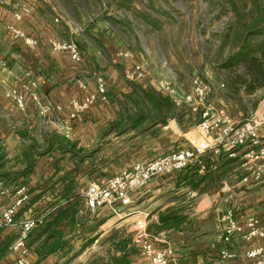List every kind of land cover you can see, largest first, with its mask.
I'll return each mask as SVG.
<instances>
[{"label":"crops","instance_id":"1","mask_svg":"<svg viewBox=\"0 0 264 264\" xmlns=\"http://www.w3.org/2000/svg\"><path fill=\"white\" fill-rule=\"evenodd\" d=\"M60 10L55 0H0V175L8 174L9 183H25L30 192L29 202L18 211L17 217L25 218L65 204L63 190L70 180L74 181L72 191L80 196L78 218L82 222L64 230L66 246L41 262L83 264L74 262L82 260L78 252L84 254L86 249L94 254L100 249L97 241L105 237L101 241L105 245L122 241L110 256L124 257L125 264H150L133 239L134 222L138 218L145 219L147 231L154 237L153 249L169 244L181 264H209L216 259L221 248L216 241L221 229L220 215L227 209L234 210L243 231L249 216L259 218L264 227V178L257 182L243 179L244 148L238 149L232 158L207 154V169L202 175L189 167L153 178L130 196L129 205L118 206L114 214L107 208L99 209L96 214L87 212L83 195L89 184L103 183L137 161L185 148L187 139L196 134L197 117L173 104L174 110L164 120L136 121L138 115L130 114L127 104L118 98L120 93L126 94V86L122 87L110 63L106 69L109 76L101 78L95 63L89 64L84 55L75 63L66 53L51 50L48 38L65 40L73 34L67 23H56L58 18L62 20ZM15 12L20 13L18 21L13 19ZM8 23H15L26 34L38 37V45L30 49L14 39L6 30ZM126 66L125 63V74ZM29 78L36 81V91L42 100L61 107L94 92L100 81L105 84L107 99L80 114L72 123L70 137L65 139L54 124L43 126L39 122L30 99L26 100L25 110H19L6 95L8 89H15L27 98L25 84ZM80 80L86 82L85 89L80 88ZM219 97L218 103L212 100L211 103L224 106ZM146 107L149 112L151 106ZM126 225L132 229L128 241L121 232L109 234L110 230ZM64 227L62 221L59 228ZM15 234V227L0 230V245H8L0 264L13 261L15 255L9 248ZM71 236H78L80 241L72 240ZM29 240L27 244L33 251L36 245ZM257 245L264 246V238L247 241L237 236L230 244L235 258L225 264L241 262L244 252ZM82 247L87 248L82 250ZM67 254L76 258L67 259ZM106 260L97 264H107Z\"/></svg>","mask_w":264,"mask_h":264},{"label":"built area","instance_id":"2","mask_svg":"<svg viewBox=\"0 0 264 264\" xmlns=\"http://www.w3.org/2000/svg\"><path fill=\"white\" fill-rule=\"evenodd\" d=\"M13 19L18 21L20 13H13ZM6 30L27 48L34 49L38 45V37L26 34L15 23L6 24ZM80 32L81 29L78 28L73 31L72 38L63 40L50 37L47 41L52 51L66 53L73 62L78 63L83 54L75 37ZM118 55L131 62L126 78L131 80L144 78V66L131 51L122 49L119 50ZM79 86L85 89L87 85L85 81L80 80ZM158 87L159 92L168 96L176 107H183L197 117L194 127L196 134L187 139L185 148L169 151L147 161H137L130 168L108 177L103 183L89 184L83 195L89 214H96L101 208L116 213L118 206L129 205L130 196L155 177L183 171L189 167H193L196 173L202 175L207 169L205 156L209 153L218 156L224 154L232 158L238 149L244 148L241 154V166L244 167L243 179L250 178L257 182L264 178V107L256 108L246 118L237 121L224 107L210 102L213 95L210 87L197 77L192 80L191 89L185 93H180L166 81H160ZM36 88V81L29 78L25 84L27 98L15 89H8L6 95L19 110H25L26 100L30 99L39 122L43 126L54 124L65 139L70 137L72 123L80 114L107 99L106 87L102 81L97 83L94 92L84 95L80 100L69 101L66 107L46 99L42 100ZM62 112L65 113L64 116ZM29 200L30 192L26 185L11 186L0 181V230L10 227L16 229L15 238L9 248L15 255L11 264H32L31 249L27 244L29 235L35 228L42 226L50 212L57 207L18 219V211ZM220 223L221 229L216 241L221 248L218 249L216 259L209 264H225L233 261L235 254L230 244L239 235L247 241L264 238V227L260 219L255 216L246 218L245 231L233 209L221 213ZM134 226V242L141 248L150 264H181L169 244L158 250L153 249L154 237L147 231L144 218L136 219ZM234 264H264V246L248 248L242 256V261Z\"/></svg>","mask_w":264,"mask_h":264},{"label":"rangeland","instance_id":"3","mask_svg":"<svg viewBox=\"0 0 264 264\" xmlns=\"http://www.w3.org/2000/svg\"><path fill=\"white\" fill-rule=\"evenodd\" d=\"M55 2L61 9L58 14L62 17L56 23H67L73 31L81 29L75 37L76 41L84 59L89 64L95 63L99 77L107 79L108 63L113 66L122 87L126 86V94L120 93L118 98L121 103L127 104L130 114H148L146 105L149 103L142 91L157 95L160 93L158 84L166 81L180 93H185L191 89L195 77L210 87L213 93L210 102L218 103L221 96L222 107L237 121L246 118L256 108L264 107V88L251 93L240 91L238 95H225V87H221V83L226 82L225 72L219 68L221 61L235 51L238 31L248 29L258 17H261L260 25L264 27V0ZM50 3L54 5L52 1ZM263 38L264 35L252 36V40ZM122 49L131 51L136 59L141 60L145 70L143 79L125 77L124 65L126 63L128 69L131 62L118 55ZM241 169L243 175L244 167L241 166ZM202 194L209 193L202 191ZM77 219V223L82 222L81 218ZM113 231L121 232L127 241L132 236L129 225L112 229L109 234ZM34 237L35 234L30 236L29 241L37 245L40 240L33 242ZM71 237L72 240H79L78 236ZM104 239L102 237L97 241L100 247L97 252L92 254L86 249L84 254L78 252L82 260L74 262L97 264L108 258L106 261L109 263L110 255L116 253L118 246L111 243L105 245L101 242ZM84 248L87 247H82V250ZM70 257L76 258L67 254V259Z\"/></svg>","mask_w":264,"mask_h":264},{"label":"trees","instance_id":"4","mask_svg":"<svg viewBox=\"0 0 264 264\" xmlns=\"http://www.w3.org/2000/svg\"><path fill=\"white\" fill-rule=\"evenodd\" d=\"M262 16V15H261ZM260 19H254L248 29L236 33L237 46L235 51L230 53L223 61L220 67L225 72L226 82L221 83V87H225V95L233 93L238 95L240 91L246 93L254 92L257 89L264 88V38L262 40H252L254 35H264V27L260 25ZM143 96L151 106L147 116L139 114L136 121L146 118H158L164 120L170 111L174 110L171 99L163 93L152 94L145 90L142 91ZM152 112V114H150ZM1 159V156H0ZM10 176L8 174L0 175V181L5 185L23 184L21 182L9 183ZM74 181L70 180L64 187V199L66 203L58 205L51 212L44 224L35 228L29 236L35 234L33 242H40L31 250L32 264H36L44 260L48 255L61 251L66 246L64 239V230L72 229L78 221V201L80 196L74 191ZM71 195V196H70ZM74 201L70 204L69 201ZM70 204V205H69ZM62 221H65V227L59 228ZM112 235H117L118 231H113ZM42 238V239H41ZM122 245V241L118 240L116 246ZM7 244L0 245V257L7 251ZM107 264H125V258L109 257Z\"/></svg>","mask_w":264,"mask_h":264}]
</instances>
